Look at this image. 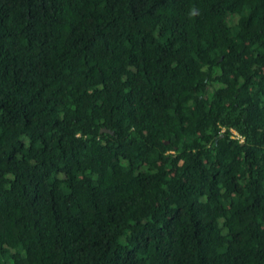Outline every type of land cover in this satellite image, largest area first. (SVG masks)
<instances>
[{
	"label": "trees",
	"instance_id": "trees-1",
	"mask_svg": "<svg viewBox=\"0 0 264 264\" xmlns=\"http://www.w3.org/2000/svg\"><path fill=\"white\" fill-rule=\"evenodd\" d=\"M0 264H264V0H0Z\"/></svg>",
	"mask_w": 264,
	"mask_h": 264
},
{
	"label": "water",
	"instance_id": "water-1",
	"mask_svg": "<svg viewBox=\"0 0 264 264\" xmlns=\"http://www.w3.org/2000/svg\"><path fill=\"white\" fill-rule=\"evenodd\" d=\"M107 131V130H106Z\"/></svg>",
	"mask_w": 264,
	"mask_h": 264
}]
</instances>
